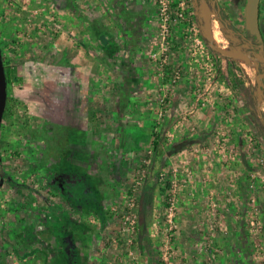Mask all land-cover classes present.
<instances>
[{"label": "rangeland", "instance_id": "1", "mask_svg": "<svg viewBox=\"0 0 264 264\" xmlns=\"http://www.w3.org/2000/svg\"><path fill=\"white\" fill-rule=\"evenodd\" d=\"M141 1L146 14L135 16V25L149 29L133 63L91 67L104 80L79 82L53 63L47 8H37V0H0L4 65L17 68L8 84L1 170L27 186L0 184V264L47 261L23 255L36 245L45 253L39 234L35 244L25 237L24 229L41 220L24 207L44 204L32 189L51 197L40 179L79 151L108 223L102 228L84 214L78 264H264L263 63L203 10L202 0H168V25L160 0ZM216 1L245 35L246 0ZM193 8L216 44L238 58L221 57L203 41ZM116 12L125 19L121 5ZM261 18L264 34V0Z\"/></svg>", "mask_w": 264, "mask_h": 264}, {"label": "crops", "instance_id": "2", "mask_svg": "<svg viewBox=\"0 0 264 264\" xmlns=\"http://www.w3.org/2000/svg\"><path fill=\"white\" fill-rule=\"evenodd\" d=\"M140 2L139 4V0H37V8L46 7L47 14L50 15L46 16L49 18L52 16L53 22L47 29L52 30L55 36L63 34L62 39H55L50 30H46L53 36L51 40L53 63L63 64L65 73L74 78L78 76L79 82L86 81L89 77H93L94 82L104 80L103 71L92 68L103 67L104 64L127 66L130 61L133 63L136 52L140 53L144 46L142 39L146 35L143 29H149L147 26L149 24L144 23L141 30L135 25V16L146 14L144 4L141 0ZM119 5L123 9L122 15H125V19L121 17L122 20L118 19L116 12ZM124 20L126 21L123 22ZM118 22L122 23L123 27H117ZM120 31L124 35L122 40L118 41ZM121 51L122 55H119ZM90 68L93 71H90ZM112 78L114 79V76ZM129 78L136 82L138 76L131 75ZM143 228L144 233L145 227Z\"/></svg>", "mask_w": 264, "mask_h": 264}, {"label": "flooded vegetation", "instance_id": "3", "mask_svg": "<svg viewBox=\"0 0 264 264\" xmlns=\"http://www.w3.org/2000/svg\"><path fill=\"white\" fill-rule=\"evenodd\" d=\"M262 23L263 20L261 18L260 4V29L264 42ZM79 146L80 145H75V147H78L76 149L80 148L81 150L82 148ZM84 159L85 157L82 156V151L73 155L69 154L65 159L63 167L57 168L55 166L52 172H49L42 177L43 179L47 176H52H50V183L52 182L51 185L43 186L40 181V185L47 188L51 197L47 198L41 195L38 190H31L32 194L36 193V195L43 199L44 204L33 209L24 207V210H29L30 212L32 211L31 214L36 217V219H39L40 216L41 220V222H36V224L33 221L26 229H24L25 237L30 240L28 241L29 243L35 244L39 234L41 241L39 240L38 242H42V245L44 246L43 249L45 250V253H48V255L46 256L45 253L39 249V246L36 245V247L34 246L32 250L23 253L26 257L38 259V257L42 254L44 255V258L47 259L46 262L44 260L42 261L43 264H78L82 256L81 248L83 247L79 241V237H83L86 234L84 230V227L86 226L83 220L84 214L90 212L95 215L102 228H104L108 223L107 220L106 224L103 225L97 213H95L92 208L81 204L77 199L73 198L71 189H66L65 181L69 182L71 181V177H76L77 175H87V173L83 170ZM73 182L75 184L76 181ZM4 183L7 184L6 182ZM0 184L3 183L0 182ZM7 185L10 186L9 184ZM10 187L13 188L12 186ZM25 206L29 205L26 204ZM104 209L106 211L105 204ZM28 215L30 214L28 213Z\"/></svg>", "mask_w": 264, "mask_h": 264}, {"label": "water", "instance_id": "4", "mask_svg": "<svg viewBox=\"0 0 264 264\" xmlns=\"http://www.w3.org/2000/svg\"><path fill=\"white\" fill-rule=\"evenodd\" d=\"M203 6H204V11H211L213 15L216 17L217 21L219 24L230 34L234 35L235 37L245 40L241 38L238 33H236L233 29H230L228 25L224 24L220 20V15L217 11V3L216 0H202ZM260 4L261 0H246V5H245V15H244V20H245V29L246 31L249 32V34L252 37H255L257 44L259 45V50L257 51L255 47L251 45V42H248L245 40L250 46H252L256 51L257 55L259 56L260 60L263 63L264 66V42H263V37L260 29ZM196 13L199 17V20L201 19L199 12L196 10ZM228 24L229 21H227ZM201 24V30H202V35L209 40V46L210 48L217 53L221 57L225 58H238L237 54L231 53V52H226L223 51L217 44L216 42L212 39L211 34L206 31V28L204 24L202 23V20H200ZM231 25V24H230ZM241 34V33H239ZM243 35V34H241ZM244 36V35H243ZM258 99L263 100L264 99V70L263 73L260 75L258 79ZM7 101H8V84H7V78H6V71H5V65H4V60H3V54H2V49L0 45V146H1V129H2V123H3V118L7 106ZM2 164V155H1V150H0V165Z\"/></svg>", "mask_w": 264, "mask_h": 264}, {"label": "trees", "instance_id": "5", "mask_svg": "<svg viewBox=\"0 0 264 264\" xmlns=\"http://www.w3.org/2000/svg\"><path fill=\"white\" fill-rule=\"evenodd\" d=\"M217 11H218L219 15L221 16L220 20L224 24L228 25V27L230 29H233L236 33H238L236 28H234L232 25L227 23L228 20L226 18V15L224 14L223 10L221 9L220 5H217ZM189 16L191 17L192 22L197 23L199 31H200V35H201L203 41L205 43L209 44V40L202 35L201 24H200L199 17L196 13V8L191 9V15H189ZM238 35L241 38L247 40L248 42H251V45L253 47H255L257 51L259 50V45L257 44L255 37H252L248 31L245 32L244 36L239 34V33H238ZM5 71H6L7 84L10 85L12 83V80L16 79L17 68L16 67H5ZM259 129L261 132H264L263 126L259 125ZM153 147H154V151H158L159 142L154 140ZM1 168H2V166L0 165V180L2 183L6 182L7 184H9L10 186H12L15 189L27 187V186L22 185V184L18 185V183L16 181H14L13 178L8 173H6L5 171H2ZM50 176H47L43 179L41 178L40 181L42 182L43 186L51 185L52 182L50 183V180H51ZM71 181H69V182L65 181L66 189L70 188L73 198L77 199L81 204L87 205L88 207L92 208L95 211V213H97V215L100 218V220L102 221L103 225H105L106 221H107L106 211L104 209L103 200L98 193L95 179L93 177H91L90 175L84 174V175H77L76 177H71ZM73 181H76L75 184ZM144 212H145V208H144V202H143L142 207L140 209V216L142 218L144 216ZM141 225H142V229H144L143 228L144 227V220L143 219H142Z\"/></svg>", "mask_w": 264, "mask_h": 264}, {"label": "built area", "instance_id": "6", "mask_svg": "<svg viewBox=\"0 0 264 264\" xmlns=\"http://www.w3.org/2000/svg\"><path fill=\"white\" fill-rule=\"evenodd\" d=\"M168 6H169L168 0H160V12L165 25H168V21H169ZM164 28L167 29L166 26H164Z\"/></svg>", "mask_w": 264, "mask_h": 264}, {"label": "bare ground", "instance_id": "7", "mask_svg": "<svg viewBox=\"0 0 264 264\" xmlns=\"http://www.w3.org/2000/svg\"><path fill=\"white\" fill-rule=\"evenodd\" d=\"M213 36H214L215 38H217V35H216V33H213Z\"/></svg>", "mask_w": 264, "mask_h": 264}]
</instances>
